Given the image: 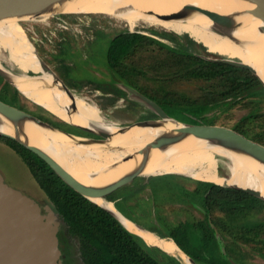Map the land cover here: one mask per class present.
I'll list each match as a JSON object with an SVG mask.
<instances>
[{
  "label": "rangeland",
  "instance_id": "374dc122",
  "mask_svg": "<svg viewBox=\"0 0 264 264\" xmlns=\"http://www.w3.org/2000/svg\"><path fill=\"white\" fill-rule=\"evenodd\" d=\"M69 13L87 14L53 17L51 15L46 20L22 21L21 26L29 41L33 43L42 64L47 66L46 71L65 84L75 96L82 97L95 105L105 121L109 124L113 122L116 127L149 119L156 114L141 102L119 99L113 94L102 92L99 88L96 89L94 83L104 82L111 86L125 83L149 98L154 96L155 99H151L166 108L196 107L202 101L210 100L217 92L223 94L226 86L220 79L193 75L195 69L200 68L205 60H209L207 57L239 60L236 57L211 52L188 31H174L158 23L146 21H140L130 27L125 21L117 20L104 12ZM124 30L140 31L145 37L121 61L119 65L123 75L121 76L116 75L109 67L107 49L111 38ZM171 36L176 37L178 42L183 44L194 43V50L204 60L175 53L170 47H175L177 44ZM0 52L1 63L7 70L23 73L14 61L8 59L10 57L8 48H1ZM27 73L37 74L32 69ZM5 80L11 86L0 84V98L60 129L73 133L80 131L81 128L57 116L23 94L9 80ZM131 102L138 103V107H129ZM209 105L207 111L200 114L191 113L192 118L205 124L233 128L264 144L263 93L260 92L259 95L251 98L240 97L237 101L222 99L218 102H210ZM168 110L165 111L168 113ZM184 115L177 112L180 118L187 116ZM84 133L81 135L100 137L87 131ZM220 170L227 176L221 168ZM0 172L7 183L30 195L42 207L48 205L55 210L22 156L5 140H0ZM119 179L121 178L116 177L113 181ZM199 181L206 180L177 173L156 174L148 179L147 176L140 175L131 184L113 193L115 199L112 202L119 211L132 215L138 225L142 224L150 229L157 228L166 235L174 227L186 221L196 223L205 219V209L195 192ZM137 185L139 191L125 199L124 196H128ZM210 218L219 224V227L215 224L219 240L232 264H264V236L262 240L249 238L250 236L245 233L240 234L241 232L235 227L245 221L264 220V210L246 215L214 210ZM222 222L234 226L235 233L232 235L227 232L231 229L226 226L224 228ZM193 233L196 234V231ZM59 238L60 246L63 248L61 258L64 259V264H84L78 257V248L70 239L65 224L61 225ZM149 245L164 264H198L188 262L189 258H185L180 251L170 255L158 246L150 243Z\"/></svg>",
  "mask_w": 264,
  "mask_h": 264
},
{
  "label": "bare ground",
  "instance_id": "6f19581e",
  "mask_svg": "<svg viewBox=\"0 0 264 264\" xmlns=\"http://www.w3.org/2000/svg\"><path fill=\"white\" fill-rule=\"evenodd\" d=\"M187 5H199L228 15L229 23L222 26L226 34L213 31V20L196 10L186 9ZM255 7L252 0H53L29 12L0 17V49L8 48V59L14 61L23 73L7 70L1 63V52L0 69L23 94L62 119L73 124H91L97 128L104 126L116 133L117 129L105 121L99 109L84 98L75 96V107H71L73 100L63 89L62 82H55L52 73L42 71L40 58L21 26L22 21L46 20L51 15L92 11L104 12L117 20L125 21L130 27L140 21L158 23L174 31L190 32L211 52L242 60L253 67L264 81V21L251 13ZM166 14L177 16L161 18L160 15ZM30 69L37 74H28ZM69 106L71 113L66 109ZM183 127L182 123L159 121L153 126L135 127L126 133L115 134L104 143L78 145L80 138L69 137L28 120L22 122L23 132L17 133L11 122L0 114V132L17 136L40 147L78 181L95 187L110 185L118 181H113L114 178H122L139 170L142 155L136 154L138 149L153 141L159 134L177 135ZM127 154H134V157L123 158ZM220 168L227 176L221 173ZM166 173L183 174L218 184L227 182L230 185L249 187L264 196L263 162L246 152L217 145L191 134L163 148L150 150L147 165L141 174L153 176ZM92 199L111 209L129 230L141 235L148 243L160 247L170 255L180 251L185 258L188 257L173 240L157 237L131 221L113 202L96 197ZM46 209L54 220L61 221L52 207L47 205ZM187 261L191 263L190 259Z\"/></svg>",
  "mask_w": 264,
  "mask_h": 264
},
{
  "label": "trees",
  "instance_id": "16d2710c",
  "mask_svg": "<svg viewBox=\"0 0 264 264\" xmlns=\"http://www.w3.org/2000/svg\"><path fill=\"white\" fill-rule=\"evenodd\" d=\"M144 37L140 31L124 30L111 38L107 49V62L116 75L123 76L119 69L121 61ZM171 37L177 44L170 47L175 53L204 60L194 50V43L184 45L178 42L176 37ZM193 75L220 79L226 87L224 86L223 94L217 92L210 100L202 101L196 107L166 108L161 105L165 110L169 109L168 114L176 119L195 122L197 119H193L192 114L207 111L210 102L222 99L237 101L240 97L251 98L260 92L264 94V83L248 68L209 59L205 60L200 68L195 69ZM1 83H4V86H11L0 75ZM94 85L96 89L113 94L119 99L131 100L128 91L122 88L120 83L111 86L104 82H96ZM150 97L155 99L154 96ZM129 107L137 108L138 103L131 102ZM177 112L187 116L180 118ZM75 132L83 134L85 131L80 129ZM0 140H5L27 163L33 177L54 205L69 235L78 242L84 264H164L141 235L129 230L109 210L72 188L37 153L10 137L0 135ZM137 191L139 188L133 189L124 197L128 198ZM195 192L205 209V219L196 223L186 221L174 227L169 235L163 234L162 237L173 240L198 264H232L217 235L215 224L218 227L219 224L211 219L210 215L214 210L235 215L263 211L264 198L236 186L211 181H199ZM221 224L224 228L226 226L231 229L230 231L226 229L230 234L235 233L234 226H228L225 222ZM235 227L240 234L245 233L250 236L249 238L261 239L264 236V220L245 221Z\"/></svg>",
  "mask_w": 264,
  "mask_h": 264
},
{
  "label": "water",
  "instance_id": "95a60500",
  "mask_svg": "<svg viewBox=\"0 0 264 264\" xmlns=\"http://www.w3.org/2000/svg\"><path fill=\"white\" fill-rule=\"evenodd\" d=\"M51 1L53 0H0V17L29 12ZM252 1L256 4V7L251 11V13L264 21V0ZM185 8L196 10L204 15H207L213 20L211 29L217 33H220L221 35L226 34L222 29V26L225 23H229L230 18L228 17V15L221 14L208 8L200 7L199 5H187L185 6ZM80 14L87 13H63L55 16ZM160 16L161 18L168 19L175 18L177 15L166 14ZM207 58L214 61L225 62L235 66L248 68L262 80V78L257 74L256 70L253 67L240 59L234 60L229 58ZM40 64L42 67V71L47 72V66L45 64H42L41 60ZM0 75L9 80L1 69ZM54 81L56 82L59 80L54 77ZM262 82L264 83L263 80ZM120 85L122 86V88L128 91L129 98L131 100H136L143 103L145 106L151 109L156 114V116L149 119L137 121L127 126L116 127L113 123H111L112 126L117 129L116 133H112L108 128L104 126L97 128L91 124L85 126L71 123L72 125L77 126L84 131L99 135V138L88 137L60 129L53 124L43 120L42 118L34 115L33 113L15 106L5 99L0 98V114L4 116L9 122H11L17 133L23 132L21 128L22 122L28 120L34 122L39 126L60 131L69 137L80 138L77 141L78 145L104 143L110 140L115 134L126 133L135 127L153 126L159 121L169 120L177 123H182L184 125V127L180 129L179 134H159L157 137H155V139H153V141H150L144 147L138 149L136 151V154L142 155L140 169L125 175L124 177L110 185L104 187L86 185L78 181L59 162H57L50 154H48L40 147L31 145L28 142L23 141L21 138H18L17 136H13L4 132H0V135L15 139L33 152L37 153L67 184H69L72 188H74L76 191L89 198L93 202L95 201L92 198L95 197L112 202V200L115 199L113 193H115L122 187L131 184L138 176L142 175L141 171L147 165L151 149L163 148L187 137L190 134L198 138L209 140L210 142L217 145L246 152L264 163V144L257 142L247 137L245 134L239 132L238 130L227 126L205 124L198 120H196L195 122H185L180 119H176L170 116L165 111V109L153 99L143 95L142 93L126 85L125 83H120ZM63 89L73 100V102L71 103V107H75V95L65 84H63ZM66 109L70 110L69 113H71L70 106ZM133 157L134 154H127L123 156V158L126 159ZM150 177L151 176H147V179ZM239 188L251 194L264 198L261 192L256 189L249 187ZM99 205L109 210L123 223V221L111 209L105 207L104 205ZM62 224V221L54 220L46 207H42L30 195L7 183L3 174L0 172V264H61L60 258L62 251L60 248L59 231ZM217 235L219 237L218 231ZM187 256L190 261L196 263L188 254Z\"/></svg>",
  "mask_w": 264,
  "mask_h": 264
},
{
  "label": "flooded vegetation",
  "instance_id": "af4514ba",
  "mask_svg": "<svg viewBox=\"0 0 264 264\" xmlns=\"http://www.w3.org/2000/svg\"><path fill=\"white\" fill-rule=\"evenodd\" d=\"M134 189H138V185L134 188ZM133 190V189H132ZM131 190V191H132ZM135 195V194H134ZM125 199H128V198H125ZM122 212V214L123 215H125L128 219H130L131 221H133V222H137L136 221V219L132 216V215H130L129 213V215H127V214H125L124 213V211H121ZM140 226H142L143 228H145V229H148L150 232H152L154 235H156L157 237H160V238H163L162 237V235L164 234L161 230H159V229H157V228H149V227H145L144 225H142V224H140ZM70 239L75 243V245H76V247L78 248V257H80V259H82V257H81V252H80V250H79V244H78V242L75 240V238L74 237H72V236H70ZM60 248H62L61 246H60ZM61 250H63V248L61 249ZM83 261V260H82ZM60 262H61V264H64V259L63 258H60Z\"/></svg>",
  "mask_w": 264,
  "mask_h": 264
}]
</instances>
